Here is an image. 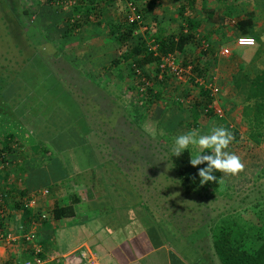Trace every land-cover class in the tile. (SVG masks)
I'll list each match as a JSON object with an SVG mask.
<instances>
[{"label":"rangeland","instance_id":"obj_1","mask_svg":"<svg viewBox=\"0 0 264 264\" xmlns=\"http://www.w3.org/2000/svg\"><path fill=\"white\" fill-rule=\"evenodd\" d=\"M133 1L142 8L147 6L148 0ZM153 1L154 4L149 10L142 11L141 26L145 27L148 33L152 32L151 37L147 39L154 38L156 34L167 35L158 32V28L164 25L162 19H165V15L151 12L164 4H170L174 9L175 17L174 25L163 29L170 31V34L177 33L179 25L182 26L184 23L183 15H178L183 2ZM201 1L194 3L196 4L194 7V4L192 5L199 17L202 16L203 8H208L207 0ZM57 2L58 0H10L9 7L13 4L12 7L16 9L14 17L20 33L17 36L14 34L9 36V32L14 29L9 26L8 17L0 5V78L8 81L19 76L21 78L19 80H22L19 95H13L4 102L0 100V120L5 119L6 128L5 131H0V148L9 146V149L5 150L7 155L4 161L0 162V195L4 198L8 193L10 196L15 195L14 198H19L18 190H26L27 194L46 188L48 193L43 196L44 205L39 207L44 212L54 204L67 203L71 196H77L79 201L74 205V216L68 219V222L74 223L73 221L83 217L82 204L89 198L102 196L114 190V187L108 186L106 182L105 186L95 184L96 175L104 178L118 176L116 171L108 174L106 170L108 167L112 168L114 162L128 159L134 161L133 164L136 166L131 172H125L124 176H120L121 180L128 181L126 188L122 187L120 190L135 195L130 201V205L134 206L138 203L135 202L138 200L135 192L137 187L130 188V186L141 183L138 185L141 192L138 193L143 194L152 211L164 217V221H159V226L172 233L177 230V234L170 236L180 237L171 239L170 249L172 251L174 248H182L187 262L185 264H189L191 260L200 264V255L206 257L211 264H219L212 250L208 227L221 217L227 216L238 221L246 220L243 223L250 226L254 234L261 235L264 228V162L262 161L264 140L259 145L258 150L262 152L256 164H250L248 159H241L245 166L243 172L227 177L220 173V178L223 177L224 182L218 183L215 190L196 191L185 195L178 186L168 157L175 138L191 130L208 134L213 125L222 126L236 133L237 126L243 125L242 121L234 123V116L227 114L226 110H222V120L201 113L202 110L196 112L197 109L193 110L188 106V109L196 112V114L191 112L189 115L186 105L189 104V100L193 102L194 98L200 97L199 87L203 86L188 81V78L182 83L170 76L165 79L161 77L163 83L160 82L161 85L158 86V82L152 80L155 71V63L152 62L145 64L142 71L138 70V74L131 71L129 60L108 63L97 77L88 76L89 72L82 67L84 64L81 61L78 64V58L72 60L69 65H62L66 59L59 56L60 59H55L53 63L46 61L45 66L40 59L41 53H51L55 48L59 49L68 43H87L92 33L93 36L112 42L118 47L114 36L107 33L105 24L108 18L118 22L124 20L125 10L122 0H91L84 2V7L92 6L94 11H90L86 18L80 16L78 27L68 30L67 19L74 18L82 11H74L72 5L65 9L61 8ZM185 7L186 11L189 7ZM159 24H162V27L158 26ZM138 40L141 39L131 36L127 45L138 43ZM145 43L147 44V41ZM34 44L47 52L35 53ZM18 47L21 50L18 51ZM38 47L35 49L40 50ZM3 51H5L4 61L1 56ZM194 54V46L192 51L185 50L178 53L176 56L178 64L184 67L181 65L186 61L184 57L193 60ZM205 62L196 63L199 70L190 69L189 77L195 79L203 76L202 79L213 84L208 79H213V74H217L219 68L216 70L213 65L202 71L200 64ZM118 63L119 67L116 66ZM210 73L212 77H205ZM181 84L187 88L180 91ZM1 86L3 82L0 81V88ZM149 86L152 89L151 95L147 92ZM214 86L218 88L215 83ZM51 92L52 96H50ZM216 98H219V89L215 93L214 101L220 105V101ZM65 101L77 117L76 120L74 119L75 123H71L63 131L70 134L69 139L73 143H78L77 140L82 138H77V134L83 135L85 139V143L77 146L79 148L76 150L54 155L53 152L42 153L37 149L36 144L23 145L21 141L11 142L10 139L14 140L12 136L7 139L6 134L32 136L35 125L45 119L50 109L53 106L62 108ZM233 135L235 139L227 151L238 155L241 154L240 150H247L248 146L246 139ZM41 144L46 146V142ZM188 151L189 156H192L199 149L189 146ZM105 162L109 163L103 165L102 167L105 168L101 167L97 174L93 175L94 169ZM120 165L124 166L122 163ZM34 166L39 170H34L36 169ZM249 168L253 171H249ZM256 170L260 174L257 173L255 178L253 173ZM25 174L28 177H22ZM24 180H28L27 186L21 185L22 182L25 183ZM105 180H100V183ZM161 191L163 196L158 198ZM21 193L20 191V195ZM6 200L8 201L9 197ZM8 205L10 206L5 203V216L11 219L13 211L11 208L7 210ZM138 210L139 206L134 208L135 212ZM15 218L17 219V216ZM49 245H52L51 240L45 241L47 248H50ZM29 251L33 257L30 248ZM161 258L159 260L164 263L162 253Z\"/></svg>","mask_w":264,"mask_h":264},{"label":"trees","instance_id":"obj_2","mask_svg":"<svg viewBox=\"0 0 264 264\" xmlns=\"http://www.w3.org/2000/svg\"><path fill=\"white\" fill-rule=\"evenodd\" d=\"M9 1L10 0H0V5L8 17L9 26H12L14 29V31L9 32V36H12L13 34L17 36L20 35V33L18 32V25L14 17L16 14L14 11H16V9L12 7L13 4L9 7V4H11L8 3ZM87 1L90 2L91 0H74L72 9L74 11H82V13L75 15V17L70 20L69 18L67 19L66 27L68 30L72 27H78L80 24V16L81 18H86L90 11H94L92 6L84 7V2ZM194 3L195 0H185L183 5L180 6L178 10V15H183L185 11L183 8L184 5L191 7ZM153 4V0H148L147 6L138 8V12L141 14V17L142 11L145 12L149 10ZM107 20L108 21L105 24L107 27V33L114 36V39L118 43V58L113 59L111 63H115L117 60H129L128 64L130 65L131 71L134 73L135 70L142 71L143 66L147 63H155V71L152 80L157 81L158 86H160V82L163 83V80H157L156 77L159 72L157 67L158 56L153 55L152 51L148 50V47L143 40H140L135 44H130V46L127 45L128 40L131 38V31L136 27V24L127 23L125 20L118 22L112 20L111 18H108ZM183 22H185V31H182L180 26V30H178L175 34H168L165 36L158 34L155 35L153 41L157 46V52L159 54L173 52L178 54L182 52V48L186 43L192 41V31H194L196 27L195 22L193 18L188 17H183ZM249 22L250 21L248 19L238 20L235 23L236 28L241 31L246 30L244 27L246 24H249ZM242 33L243 34L240 35H246V32ZM17 49L18 51L21 50L19 47ZM5 51H3L4 53L1 55L3 57V61L5 59ZM184 58L186 61L183 62L182 60V66H186L190 63L186 57ZM191 69L195 71L198 70L197 67L193 65L191 66ZM204 69L205 68H203L202 71H204ZM167 76L169 77L167 73H162L161 77L162 79L163 77L165 79ZM19 79H21L19 76L18 78H12L8 81H4V78H0V81L3 82V86L0 88L1 101L4 102L9 100L16 92L19 91L20 88H22V80ZM242 85L243 97L241 99L242 105L240 120L247 128L246 135L248 141L258 144L264 140V68L249 79L247 83ZM151 90V86H149L147 88V92L150 95L152 94ZM199 95V100L195 99L193 102L189 103V106L193 110L197 109L196 112L201 111L202 108H204L211 101V96H209L208 90L199 87ZM196 112L192 113L196 114ZM205 114L208 116L211 115L210 112H206ZM213 117L217 120H222L223 118ZM44 120L45 123L41 127H38L36 130L35 128L32 130V136H23L18 133L15 136L13 134H6L7 139H10V136H12L14 140L10 139L11 142L20 143L21 141L23 145L36 144L39 151L49 154L52 151L57 154L63 152L65 153L67 152V149H71L85 143L83 135L79 136L77 134V138H82L77 140L78 143H73L69 139L70 134L67 131H63L65 127L68 128V126H70V117L63 108L53 106ZM233 134H235L236 137L238 136L234 131ZM42 142H46V146H43L41 144ZM6 149H9V146L0 148V162L4 161V157L7 155L5 153ZM204 154L211 153L206 150ZM168 157L170 166L175 172L178 186L185 195L196 191H212L217 188L218 183L209 182L208 184L201 185L198 171L200 168H204L207 165L202 164L197 168H193L189 163V158L191 156H189L188 149L180 157H175L172 153H169ZM107 163L109 162L98 165L94 169L93 175L97 174L99 169ZM120 163L124 166H121ZM133 163L135 162L129 161L128 159H125L123 162H114L112 164L113 167H108V170H106L108 174L112 171L117 172L118 176L113 178L111 176L104 178L96 175L95 184L105 186L107 183L108 186L114 187V190L111 193L103 194L102 196L89 198L86 202L87 206L90 209H98L100 212L85 221L79 219L78 221H74V223H55L57 220L62 218L74 216V205L79 201L77 196H71L67 203L54 204L51 208L44 212L45 217L39 221L37 217L40 212H32L31 208L24 207L23 205L24 201L28 197L26 190H18V200H13L8 193V196L6 194L3 200L5 203L10 204L9 207L12 208V211L19 213L22 216V220L19 225H22L23 228L24 226L36 228L39 225H48L49 227L50 222L53 221L54 224L49 227L50 240L54 245L55 251L59 254L72 249L80 241H85L88 246L94 248L99 253L101 264H124L126 261L136 260L144 253L150 251L151 249L158 248L164 243L170 248L171 237L169 236L177 232L176 230L172 233L168 229L161 228L159 226V221H164V217L152 211L144 200L143 194L138 193V191L141 192L138 187V185H141L140 182L137 185L130 186V188L137 187V191L135 192L138 200L135 202L138 203L134 206L130 205V201L131 197H135V195L132 193H124L120 190L122 187L126 188L128 184V181L121 180L120 176H124L125 172H131L134 170V166H136V164ZM103 168L105 167H102V169ZM214 175L218 178V180L220 179V172H215ZM101 178L106 180L103 183H100V180H102ZM24 182L25 183L23 184L22 182L21 185L27 186L28 180H24ZM20 191L22 192L21 195ZM162 196L163 193L161 191L157 197L160 198ZM7 197H9L8 201L6 200ZM136 205L139 206V210L135 212L134 208L138 207ZM2 211L5 210L2 208ZM103 217L104 219H102ZM243 222H246V220L238 221L224 216L208 227L212 250L219 264H264V228L261 235H256L252 231V228ZM107 225H110L111 227L108 228ZM106 234L108 235L107 237ZM178 234H180V232ZM33 240L35 243L40 245V252L37 253V256L42 260L43 252L46 248L45 243L42 242V244H40V241L36 236ZM200 257V264H211L208 262L206 257L202 255H200ZM175 263L178 264V259L172 252H170V264ZM189 264H197V261L193 262L191 260Z\"/></svg>","mask_w":264,"mask_h":264},{"label":"crops","instance_id":"obj_3","mask_svg":"<svg viewBox=\"0 0 264 264\" xmlns=\"http://www.w3.org/2000/svg\"><path fill=\"white\" fill-rule=\"evenodd\" d=\"M182 1L183 3L185 0H178ZM202 2L201 0H195V3ZM208 8H203L202 16H197L196 9L193 7L196 5L194 4L193 7L188 6L187 12L184 11L183 17L193 18L195 22V30L193 32L192 41L186 43L182 51H192V47L194 46V58L193 60L190 59L191 66H196L199 64L200 61H206L208 65L205 63L200 64V69L209 68V66L213 67V65L219 68L217 74H213L214 80L209 78L208 81L215 83L218 85L219 89V98H216L217 101H220L222 109L227 111V114L230 116H234V123L240 121V113H241V99L243 97V88L242 84L247 83L249 79H251L254 75L260 72L264 68V0H207ZM187 5H184V10L186 9ZM198 6H201V4ZM168 7V8H167ZM197 8V7H196ZM159 10V11H158ZM154 14H161L165 15V19H162L164 25L163 27L172 26L174 25V9L170 6V4H164L160 7H156L155 10H152ZM171 14V15H170ZM248 19L250 22L249 24L245 25L246 30H239L236 28V22L238 20H246ZM162 25V24H161ZM160 24L158 26L162 27ZM184 25V28H183ZM181 26V30L184 31L185 22ZM162 28H158V32L161 34H170L171 32L164 30ZM180 27V25H179ZM146 28L144 27V31L140 33L141 40L145 43L147 38L151 37V33H148ZM180 30V28H178ZM164 32V33H162ZM242 32H246V35H249L254 38V45L251 47H239L234 44V39L243 34ZM106 34V32L104 33ZM94 34L90 35L88 38L87 43L83 44H64L61 48H55L54 51L51 53H41L40 59H42L43 64L45 65L46 61L53 63L55 59H60L59 56H63L66 60L62 62V65L68 64L78 58V64L81 61L84 65L82 66L84 69L89 72L87 73L88 76L95 75L96 77L102 72V68L106 67L108 63L115 58H118V51L116 44L112 42H107L104 39L97 38L93 36ZM87 40V38H84ZM153 39V38H151ZM205 46V47H204ZM38 45L34 44L35 53L38 51H46L38 47L40 50H36ZM226 47L229 50V54L227 56L219 55L218 52L221 48ZM62 49V51H61ZM47 52V51H46ZM188 53V52H187ZM64 54V55H62ZM35 55V54H34ZM55 57V58H54ZM85 61V62H84ZM123 60H117L115 63L120 62ZM127 61V60H126ZM125 61V62H126ZM128 62V61H127ZM64 63V64H63ZM194 63V64H193ZM197 63V64H196ZM126 65V64H125ZM128 65V64H127ZM203 65V66H202ZM46 66V65H45ZM117 67L120 64H116ZM61 67V66H60ZM62 68V67H61ZM63 69V68H62ZM117 69V68H116ZM199 70V69H198ZM205 71V69H204ZM122 71H120L121 73ZM198 73V72H197ZM213 73V71H212ZM212 73L205 77H212ZM221 74V75H220ZM220 76V77H219ZM117 77V76H116ZM203 76H200V78ZM191 77L188 78V81H192ZM183 83V82H182ZM182 88L179 86V90H185L187 86L181 84ZM20 92H16L14 96L19 95ZM110 94V93H109ZM53 93L51 92L50 96ZM194 99L199 100L200 97H196ZM191 100L188 102L190 103ZM219 105V104H218ZM219 105V106H220ZM188 105L186 108L188 109ZM190 107V106H189ZM62 108L66 111L68 116L70 117V124L76 120V115L74 114L73 110L68 106V103L65 101ZM185 108V110H186ZM189 110V111H188ZM186 110L189 115H191L190 108ZM152 117L154 114L152 113ZM213 117V116H212ZM41 121L40 123L35 125V130L38 127H41L45 122ZM75 123V122H74ZM239 123V122H238ZM5 119L3 118L0 120V131H5L6 128ZM247 128L245 125L237 126L236 128V135L239 138L246 139V145L248 146L247 150H240L241 154H238L241 159H248L250 164H256L260 159L259 155H261L262 150H258L259 145L262 143L254 144L248 141L247 135ZM3 141V140H2ZM249 142V143H248ZM77 147L67 149L66 151L76 150ZM53 154H57L56 152L52 151ZM264 157V155H262ZM261 156V159H262ZM258 160V161H257ZM264 162V159L262 160ZM260 163V162H259ZM36 167V166H34ZM251 167V166H250ZM19 168V167H18ZM37 169V167H36ZM43 169V168H40ZM20 170V168H19ZM32 170V169H31ZM39 170V168H38ZM249 171H253L249 168ZM257 171V170H256ZM254 171V177L256 178L257 173L259 171ZM23 175V174H22ZM262 175V174H261ZM28 177V175H24L22 177ZM25 177V178H26ZM33 192V191H32ZM32 192H27V195L30 196ZM13 200H18V198H14L15 195L11 196ZM42 197V198H41ZM12 201V199H11ZM45 200H43V196H36L35 197V205L31 208L32 212H44L41 211L44 205ZM2 208H5V201L2 200ZM82 208L84 209V215L81 217V220H86L92 218L97 213L100 212L98 209H90L87 206V203L82 204ZM9 205L7 206V210ZM12 209V208H11ZM2 227L3 231L7 233H15V229L18 224L21 223L22 216L19 213L13 211L11 214L12 218L9 219L4 217L5 211H2ZM14 213L16 215H14ZM83 214V212L81 213ZM6 215V214H5ZM17 216V219L15 218ZM72 218V217H69ZM69 218H62L57 220L55 223L65 224L71 223L68 222ZM14 222V223H13ZM74 222V221H73ZM51 225L54 224L53 221L50 222ZM27 225V224H26ZM50 225V226H51ZM49 226V227H50ZM48 225L42 226L39 225L38 227H32L34 231V235L40 241L45 243V241L50 240V229ZM25 231L29 229V227L24 226ZM44 232V233H43ZM108 235L106 234V237ZM178 236V237H177ZM170 236L171 239H178L180 236ZM173 237V238H172ZM52 243V242H51ZM48 245V244H47ZM29 244H25L23 240L15 239L11 241H6L3 243L2 247L0 248V264H24L25 261L32 259L31 253L29 251ZM50 248H45L43 252V258L40 264H78L80 260V256L78 253V249L82 246L85 248L92 250L99 258L100 263V256L99 253L92 247L87 245V242L80 241L75 247L68 250L67 252L59 254L55 251L54 245H49ZM167 245L164 243L162 246L151 249L150 251L144 253L136 260L126 261L124 264H170V252H172L178 259V264H185L187 263L184 259V252L182 248H174L171 251V247L167 248ZM161 253L163 254L164 263L161 260ZM101 264V263H100ZM176 264V263H175Z\"/></svg>","mask_w":264,"mask_h":264},{"label":"built area","instance_id":"obj_4","mask_svg":"<svg viewBox=\"0 0 264 264\" xmlns=\"http://www.w3.org/2000/svg\"><path fill=\"white\" fill-rule=\"evenodd\" d=\"M124 4V20L127 23H135L136 27L131 31V36L137 39H141L140 33L144 31L142 24V17L141 14L138 12V6L133 0H122ZM61 8H67L71 6L74 3V0H62L57 2ZM185 31V30H184ZM241 37H251L249 35H238L234 39V44L239 47H251L252 45H243L240 43ZM254 39L253 37H251ZM140 41V40H138ZM147 47L148 50L152 51L153 55L158 56V70L156 77L157 79H160L162 76V73H167L170 77L175 79L176 81L185 82L187 78H189L190 75V64H187L184 67H181L177 62V54L175 52L173 53H167V54H159L157 52V46L154 43L153 39H147ZM205 47V46H204ZM219 55L227 56L229 54V50L226 47H223L218 52ZM135 72L138 74V70H135ZM194 83H197L198 85H202L203 89H206L209 91V96H211V101L202 108V113L210 112L212 116L222 118L223 112L221 107L214 101L215 93L217 92L218 88L214 86V84H211L209 82H206L204 79L198 77L192 80ZM48 193L47 189H42L39 192H32L30 196L27 197V199L24 201V207L32 208L35 205V197L38 195H45ZM1 194V193H0ZM4 198L0 195V248L2 247L3 243L6 241H11L15 239L23 240L25 244L30 245V249L32 251L33 257L30 261H25L24 264H40L41 259L37 256V253L40 252V245L34 242V231L31 229L32 227H29L28 230H23L22 225H17L15 229V233H7L3 231L2 227V203L1 201ZM45 217L44 212H40L39 216L37 217L38 221L42 220ZM78 253L80 256V260L78 264H100L99 258L93 252L92 250H89L85 248L84 246L80 247L78 249Z\"/></svg>","mask_w":264,"mask_h":264},{"label":"clouds","instance_id":"obj_5","mask_svg":"<svg viewBox=\"0 0 264 264\" xmlns=\"http://www.w3.org/2000/svg\"><path fill=\"white\" fill-rule=\"evenodd\" d=\"M240 43L252 45L255 41L251 37H241ZM234 139L235 137L231 131L222 126L213 125L208 134H200L199 130H191L177 136L171 147V153L175 157H180L189 146L198 148L199 151L189 158V163L193 168H197L202 164L207 165L198 171L201 185L209 182L223 183V177L218 180L214 175L215 172H220L227 177L236 176L244 171L245 166L241 158L234 152L227 151ZM206 150L210 151L211 154H204ZM40 190L42 189L33 192H39Z\"/></svg>","mask_w":264,"mask_h":264}]
</instances>
